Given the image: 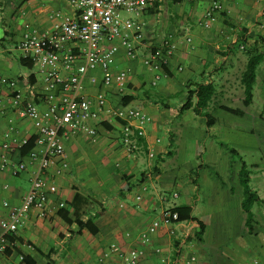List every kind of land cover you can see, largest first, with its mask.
I'll return each mask as SVG.
<instances>
[{
    "label": "crops",
    "instance_id": "crops-1",
    "mask_svg": "<svg viewBox=\"0 0 264 264\" xmlns=\"http://www.w3.org/2000/svg\"><path fill=\"white\" fill-rule=\"evenodd\" d=\"M212 1L159 0L157 9L151 8L138 19L142 38L135 39L137 58H128L121 49L112 66L116 72L128 73L123 90L116 85L104 89L100 70L87 75L85 94L95 97L104 92L108 110L101 120L90 122L96 129L95 136L77 133L66 139L69 169L57 176L60 161L55 160L47 173L58 188L50 197L47 218L40 219L32 212L14 235L12 245L0 254V264H23L24 256L32 257L36 264H100L113 244L123 250L142 249V264H188L192 256L197 259L195 264H264V204L254 206V228L250 232L241 208L240 165L224 164L223 156L214 148L206 161L190 169L191 188H186L180 204L170 205V198L163 201L165 193L159 185L161 162L171 149L170 145H162L157 134L166 128L170 143H174L176 133L172 126L181 114L167 102L152 100L154 96L171 98L181 93L188 98V87L212 84L216 95L207 111L215 123L208 127L207 119L200 117V126L206 124L205 134L209 137L229 131L243 132L247 130L245 125L264 122L260 107L251 110L253 104L243 106L245 95L241 84L249 58L264 54V0L227 2L216 23L206 29L202 22ZM74 12L69 0L0 2V75L17 81L26 99L36 94H44L47 99L52 91L44 83L45 74L40 67L30 69L21 62L25 58L18 46L24 32L27 28L50 31L58 22L57 13ZM165 40H170L175 49L168 66L163 71L146 67L144 59ZM256 84H264V61L258 68ZM11 97L12 90L0 83V146L11 143L10 163L17 165L29 161L27 155H22V141L36 138L38 131L31 119L20 116L11 105ZM125 101L129 102L127 106ZM45 102L41 106L44 110ZM235 105L242 108H234ZM122 107L141 111L151 121H124L115 117ZM221 107L239 109L243 114H230ZM190 111L188 122L197 123V115L193 109ZM124 126L134 133L130 147L123 142ZM189 131L196 134L194 156L208 155L206 146L201 145L203 133L196 128ZM11 169V166L5 171L0 169V222L8 214L4 204L20 205L31 189L34 166H28L18 176H13ZM249 169L251 185L254 179L257 181V190L252 189L264 199L261 194L264 168L254 164ZM143 187L148 190L143 192ZM178 194L177 199L181 195ZM138 195L143 197L141 201L136 199ZM61 202L66 204L64 209L72 221L76 213L84 223L90 217L95 218L97 234L80 229L75 222L66 223L59 216ZM176 206L191 207L193 217L205 225L202 241L196 238L197 222L171 226L162 223V213ZM234 219L240 227L235 226ZM209 220L216 221L218 228L210 230ZM154 222H160V228L150 234L147 245L141 244L142 236ZM172 230L175 235H171Z\"/></svg>",
    "mask_w": 264,
    "mask_h": 264
},
{
    "label": "built area",
    "instance_id": "built-area-1",
    "mask_svg": "<svg viewBox=\"0 0 264 264\" xmlns=\"http://www.w3.org/2000/svg\"><path fill=\"white\" fill-rule=\"evenodd\" d=\"M3 0H0L2 2ZM75 12L73 15L56 14L57 24L50 31L27 28L18 49L25 59L40 67L44 75V83L52 94L44 98V94L32 95L28 100L19 90L15 80L0 75V83L12 90L11 105L22 117L31 119L38 131L35 148L28 154L29 161L19 164L10 163L11 143L0 146V169L5 171L11 166L12 175L18 176L28 166H34L31 178V189L18 206H10L7 216L0 222V254L5 253L12 245L19 228L26 222L32 212L40 219L49 214L50 197L58 192L56 184L47 178V173L55 160L60 161L57 176L62 175L70 167L65 141L71 134L85 133L96 135V129L90 122L99 121L108 110L104 92L89 97L84 92V81L91 71L102 72V85L108 89L114 85L123 90L127 80L126 71L116 72L113 69L118 53L123 49L130 59L137 58L135 39L142 38V24L138 19L154 8L157 0H69ZM235 0H213L204 15L203 26L210 29L217 21L218 15L225 11L226 3ZM129 15V16H126ZM134 17V18H132ZM175 49L170 40L155 47L144 59L146 67L163 71L168 66ZM46 101V109H42ZM115 117L128 121L141 119L151 121L141 111L122 107ZM123 142L127 146L133 143L134 133L129 126L123 127ZM9 137V136H8ZM28 140H23L25 146ZM154 158L155 154L152 153ZM147 187L142 191L146 192ZM172 196L177 199L179 194ZM138 201L143 199L138 195ZM167 202L169 198L162 196ZM66 204L58 206L64 209ZM162 223L166 226L176 224L178 214L171 210L162 213ZM160 222H154L149 232L141 238V244L150 242V234L160 228ZM171 235L176 232L172 230ZM159 252V250H158ZM142 249L123 250L113 244L105 253L100 264H142ZM115 259V260H113ZM192 256L188 264H195Z\"/></svg>",
    "mask_w": 264,
    "mask_h": 264
},
{
    "label": "rangeland",
    "instance_id": "rangeland-1",
    "mask_svg": "<svg viewBox=\"0 0 264 264\" xmlns=\"http://www.w3.org/2000/svg\"><path fill=\"white\" fill-rule=\"evenodd\" d=\"M261 90L264 91V84H256L254 88V102L251 106V110H257L260 107L259 109L263 111L262 115H264V92L260 93ZM186 98L185 94L182 95L179 93L171 98L162 96L157 98V96H154L152 100L163 103L167 102L171 104L174 109L180 111V106L186 102ZM178 104L179 108H176ZM234 108L242 107L240 105H235ZM191 114V111H186L175 120L176 124L172 126L176 133V140L174 143H170L166 128H162L157 134L162 141V145H170L169 148L174 153L172 156L168 154L165 155V159L161 162L162 178L159 181V185L164 190L165 195L171 199L170 205L183 202L186 196V188H191L189 185L190 169L192 167L196 168L203 160L206 161L210 155L209 153L215 149L223 156L222 162L224 164H230L233 167L240 165L238 155L233 154L231 151L236 150L249 166L258 164L264 168V122L245 125L247 130L243 132H238V130L229 131V133L226 134H216L214 137H209V135L205 134L208 130L206 124L204 127L200 126L201 118L199 116H197V123L188 122ZM243 127L244 126H242V128ZM192 128L199 129V132H201V134L203 133L204 138L201 141V145L206 146L205 148L208 150V155L206 153L202 158L194 156L193 139L196 134L189 131ZM250 128L253 130L252 132H250ZM256 186L257 181L254 179L251 187L257 190ZM173 192L180 193V198L174 200V198L171 197V193ZM261 194L264 197V193L261 192ZM241 197L243 199V196ZM196 215L199 216V213L196 212ZM232 222L235 223L236 227H240L238 220L234 219ZM208 223L210 230L213 231V229L218 228L216 221L213 222L209 220Z\"/></svg>",
    "mask_w": 264,
    "mask_h": 264
},
{
    "label": "trees",
    "instance_id": "trees-1",
    "mask_svg": "<svg viewBox=\"0 0 264 264\" xmlns=\"http://www.w3.org/2000/svg\"><path fill=\"white\" fill-rule=\"evenodd\" d=\"M159 7V0L155 2L154 8ZM264 61V54H258L249 58L246 69L241 78V84L244 88V101L243 106L249 107L253 104L254 101V87L257 82L258 76V68L261 63ZM23 65H26L30 69L33 68L34 64L31 60L24 59L21 61ZM188 98L186 103L181 107L180 114H184L186 111L193 109L195 114L199 117H204L207 119V126L211 127L215 123V119L211 116V114L207 111L213 102L216 89L212 84H199L196 85L194 89H190L188 87ZM130 98V97H128ZM127 98V99H128ZM195 100V103H194ZM129 102L125 101V106H127ZM221 109L225 112L234 115H241L243 112L241 110H236L229 107H221ZM35 140L36 138L31 139L28 143L22 148V155L25 156L30 153L32 149L35 148ZM233 154L238 155L240 161V168L238 172V180L243 189V200L241 203V208L243 213L246 215V226L249 231H253V223H254V214L253 208L257 204H264V199H262L259 194L254 191L251 187V170L249 169L248 164L244 161V159L240 156V154L236 150H231ZM174 153L170 151L168 153L169 156H172ZM173 213L178 214V221L176 224L194 221L199 225V230L196 233V238L199 241L203 240V236L206 230L205 225L199 220L193 217V209L189 206H176L171 209ZM68 211L62 209L59 213V216L68 224H73L74 222L78 225L80 229H87L92 235H96L98 232V228L95 226V218L90 217L86 223L81 221V215L76 213L75 221H72L69 218ZM13 241V237L10 238ZM23 264H36L32 257H23Z\"/></svg>",
    "mask_w": 264,
    "mask_h": 264
}]
</instances>
